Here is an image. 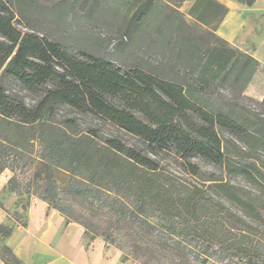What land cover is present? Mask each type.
<instances>
[{
    "label": "trees",
    "instance_id": "1",
    "mask_svg": "<svg viewBox=\"0 0 264 264\" xmlns=\"http://www.w3.org/2000/svg\"><path fill=\"white\" fill-rule=\"evenodd\" d=\"M185 1L0 0V174L11 172L0 192L15 196L11 209L0 201L2 264H23L6 242L26 229L32 199L80 226L86 248L100 237L117 249L122 264H264L257 227L227 203L249 214L262 204L191 163L264 195V169L250 154H264V98L260 111L243 103L260 65L217 36L221 3L194 0L190 25L179 11ZM78 32L84 39L73 43ZM79 116L144 148L83 129ZM161 153L201 184L166 172ZM73 204L105 217V228L73 214Z\"/></svg>",
    "mask_w": 264,
    "mask_h": 264
},
{
    "label": "crops",
    "instance_id": "2",
    "mask_svg": "<svg viewBox=\"0 0 264 264\" xmlns=\"http://www.w3.org/2000/svg\"><path fill=\"white\" fill-rule=\"evenodd\" d=\"M227 14L219 24L217 36L260 65L245 92L262 101L264 98V0L243 6L235 0H216ZM4 185H0V191ZM9 202L2 203L11 209ZM27 212L26 229L17 228L6 245L23 264H120L119 252L105 246L100 239L86 248L83 229L75 223L64 225V219L41 200H33ZM5 216L0 208V223ZM18 231V232H17ZM0 264H2L0 262Z\"/></svg>",
    "mask_w": 264,
    "mask_h": 264
},
{
    "label": "rangeland",
    "instance_id": "3",
    "mask_svg": "<svg viewBox=\"0 0 264 264\" xmlns=\"http://www.w3.org/2000/svg\"><path fill=\"white\" fill-rule=\"evenodd\" d=\"M58 0H38V2L42 5H50L51 3L57 2ZM194 0H186L179 8V11L184 14V18L186 20V22L188 24H192L193 20L192 18L190 19V17L187 14L188 9L190 8L191 4L193 3ZM83 22H80L79 24H82ZM83 25V24H82ZM15 27L18 30L21 31H27L26 28L22 25V24H15ZM87 31V33H85V35H91L93 32H91V29H85ZM75 33V32H74ZM83 32H78L75 34V36L72 39V42L75 43L77 41H81L84 39L82 34ZM82 35V36H81ZM85 37L86 39H84L86 42H91L92 40L88 37ZM93 36V35H92ZM95 38H97L98 41L100 40H104L106 38V35L102 34V33H96L95 34ZM84 41V42H85ZM87 45V49L89 52L90 51H98L99 49H97L96 46H88ZM85 45V46H86ZM244 96H245V100L243 101L244 105L249 109V110H256V111H260V107H259V100L251 97L248 93H246L244 91ZM80 118V124L81 127L83 129H86L87 127H96L98 128L100 131H102V133L106 134V135H112L117 137L118 139H120L122 142L124 141L125 143L129 144V145H136L137 147L140 146L141 148H144V146H142L141 144L137 143L135 139H133L131 136L127 135L124 131H119L116 127H114L113 125H111L110 123H106L101 121L100 119L97 118H93L90 116H79ZM251 156L256 160V163L259 167H261L262 169H264V154L260 151H253L250 153ZM155 158H157V160H159V164L160 166L167 172L173 173L176 176H178L181 180H184L190 184H201V181H199L198 178H195L193 176H191L190 174H188L186 171H183L182 168H180L179 163H181L177 157H174L173 155H169V154H158V156H156ZM191 163L195 164L198 166V168L205 172V173H214L215 176L222 180L223 182H228L229 184H232L234 186L240 187L242 190V194L245 196V198L251 199V200H255L258 201L262 204L261 207H258L255 209L254 213L249 214V213H245L242 210L237 209L236 207L232 206L231 204L227 203L229 207L232 208V210L236 213H238L239 215L243 216V218L250 223L252 226H256L258 229V237L257 239L263 244L264 246V195H262V193L255 187L252 186L251 184L247 183L243 178L236 177L233 175H229L226 173L225 170L219 169L218 167H215L213 165H208L206 163H204L203 161H201L200 159H196V160H191ZM11 176V172L5 170L0 174V185H5L7 183V181L10 179ZM58 181H59V185H62L63 182H66L68 179V176L64 173H57L56 174ZM35 199H32V201ZM0 201L1 203L4 202H9L10 204L13 205L14 201H15V196L14 195H4L1 194L0 192ZM11 205V207H12ZM70 211L73 214H78L81 213L82 215H85L87 219H89L90 221H92V223L94 224V226L99 229L100 231L103 230L106 226V221H105V217L101 216V215H97L96 217L92 218V216L95 215V212L86 208L81 209L80 207H78L77 205L73 204L72 208L70 209ZM18 232V231H17ZM97 239L102 240L100 237H98ZM86 239H83V244L85 243ZM103 241V240H102ZM120 254V253H119ZM120 259V256H119ZM122 264V263H120ZM123 264H130L129 262H125Z\"/></svg>",
    "mask_w": 264,
    "mask_h": 264
}]
</instances>
